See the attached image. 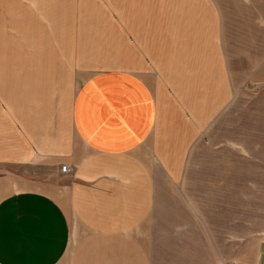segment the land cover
Wrapping results in <instances>:
<instances>
[{"label":"crops","instance_id":"0c3cea01","mask_svg":"<svg viewBox=\"0 0 264 264\" xmlns=\"http://www.w3.org/2000/svg\"><path fill=\"white\" fill-rule=\"evenodd\" d=\"M156 1L67 97L70 127L48 46L1 72L0 264H58L73 238L81 264H264V4ZM65 163L67 207L40 188Z\"/></svg>","mask_w":264,"mask_h":264},{"label":"rangeland","instance_id":"374dc122","mask_svg":"<svg viewBox=\"0 0 264 264\" xmlns=\"http://www.w3.org/2000/svg\"><path fill=\"white\" fill-rule=\"evenodd\" d=\"M153 2L157 1L0 0V200L9 194L3 189L5 184H1V72H14L17 67L21 71L29 70V64L25 63L29 60L25 57L44 52L48 46L46 54L55 55L56 60L52 61L61 62L52 63L53 71L58 74L54 76V88L47 96L53 103V121L58 123L65 119V125L70 127V116L63 114L67 97L71 109L74 95L86 76L110 67L105 60H108L110 47L119 40L117 32H121L126 40L141 37L145 32L141 23L126 21L134 14L146 13ZM232 2L237 1H213L214 7L219 9ZM260 2L263 6L264 0ZM94 49L102 54L95 55ZM30 69L36 72V69ZM71 174L47 167L40 177L43 181L40 188L67 207V185L73 179ZM73 219L76 220L75 215ZM257 228L264 231V223ZM88 242L92 241L73 238L69 252L58 264L84 263L80 248L87 247Z\"/></svg>","mask_w":264,"mask_h":264},{"label":"built area","instance_id":"2783aa9c","mask_svg":"<svg viewBox=\"0 0 264 264\" xmlns=\"http://www.w3.org/2000/svg\"><path fill=\"white\" fill-rule=\"evenodd\" d=\"M61 172L64 174H69L72 172V167L69 163H65L61 165ZM226 264H235L234 261H229Z\"/></svg>","mask_w":264,"mask_h":264}]
</instances>
